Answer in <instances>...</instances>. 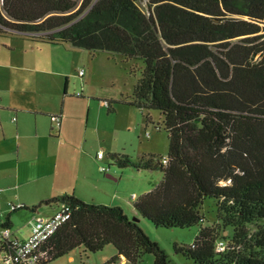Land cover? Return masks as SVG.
Returning a JSON list of instances; mask_svg holds the SVG:
<instances>
[{
    "label": "trees",
    "instance_id": "trees-1",
    "mask_svg": "<svg viewBox=\"0 0 264 264\" xmlns=\"http://www.w3.org/2000/svg\"><path fill=\"white\" fill-rule=\"evenodd\" d=\"M263 24L264 0H0L2 37L143 60L125 103L147 111V123L151 110L163 115L168 155L113 159L120 168L162 171L134 208L156 227L200 225L193 245L174 244L194 264H264ZM206 198L218 207L210 226L201 212ZM60 204L70 205L72 216L42 245V264L108 245L117 250L108 264H139L145 254L154 255L153 264L170 263L121 206L64 195L32 209Z\"/></svg>",
    "mask_w": 264,
    "mask_h": 264
},
{
    "label": "crops",
    "instance_id": "crops-1",
    "mask_svg": "<svg viewBox=\"0 0 264 264\" xmlns=\"http://www.w3.org/2000/svg\"><path fill=\"white\" fill-rule=\"evenodd\" d=\"M7 37L10 36H5L4 39L7 40L2 41V51L9 55L6 67L19 72L16 78V74H13L5 84L0 83L1 221L11 227L14 237L24 240L32 233L33 221L49 218L59 205H42L35 210L32 208L55 197L73 195L85 203L122 207V204L109 201L121 200L119 184L127 181L131 185L128 179L133 178L134 182L131 183L136 185L139 176L125 179L123 172H111L110 166L106 172H101V162L112 164L113 156L118 153L110 151L107 155L105 146H102L99 151L104 152L105 159L99 161V151L96 153L94 146L89 144L87 133L79 138L77 127L78 120L80 122L82 119L81 111H71L68 100L59 94L58 78L50 76H69L65 70L71 65V58L55 54V48L63 45L36 43L24 37H20L22 40ZM51 68L57 69L51 71ZM69 78L65 79L64 97L68 94ZM86 84L80 83L81 97L85 95ZM83 100V107L88 109V129L92 125L90 118L94 117L92 108L98 98L89 97ZM104 100L100 103L109 109L112 103ZM54 115L62 117L60 125L52 121L51 117ZM84 116L85 114L83 118ZM122 155L132 159L127 153ZM142 170L137 169L139 172ZM99 173L107 174L108 180ZM158 184L159 181L149 185L139 183V188L133 189L130 198L123 199L127 205L133 207L131 212L141 218L140 221L143 219L135 210L134 203ZM18 204L24 207L17 210L8 207ZM22 211L26 213L23 220L19 216ZM126 214L130 217L127 212ZM81 250L84 251L82 248Z\"/></svg>",
    "mask_w": 264,
    "mask_h": 264
},
{
    "label": "rangeland",
    "instance_id": "rangeland-1",
    "mask_svg": "<svg viewBox=\"0 0 264 264\" xmlns=\"http://www.w3.org/2000/svg\"><path fill=\"white\" fill-rule=\"evenodd\" d=\"M76 1L79 4L82 2V0ZM142 6L144 7L145 5L142 4ZM262 26L264 27V24ZM4 38L0 36V83L3 82V84H5L8 78L13 77V74H16V78L17 72H19L18 70L15 71L10 67H6L9 55L2 51V41L7 40ZM13 38L21 39L18 36H14ZM28 39L31 40L30 38ZM24 43H27V41H24ZM55 52H57L55 54L68 56L72 60L71 65H68V68L65 70L69 76H50L58 78L60 84L59 94L61 93V96L68 100V106H70L71 111H81L82 119H80V122L78 120L79 127H77L79 129V138L86 132L89 137V144L94 146L96 153L102 149V146H105V153L107 155H109L108 152L110 151L117 152L118 155L127 153L135 162H139L143 158H153L154 161H157L158 158L168 155L169 137L163 127V115L159 111L151 110L149 112L151 122L147 123L144 118L147 111H141L125 103L132 100L135 85L141 77V69L144 67L142 59L127 60L122 54L105 51H100L94 56L93 53L85 49H76L68 45L56 47ZM36 54L41 53L36 52ZM56 69L51 68L49 70L54 71ZM80 70L85 71L82 79L78 75ZM66 77H70V83L68 94L64 97L63 88ZM81 82L87 83L85 95L77 97L76 93L80 91ZM89 97H97L98 101L93 105L92 113L94 117L90 118L92 125L87 129L88 109L84 108L85 106L83 107V103L81 102L84 101L83 99ZM104 99L112 103L111 110L100 103V101H105ZM158 127L160 129H157ZM107 155L106 159L108 158ZM101 165L110 166L111 172H123L125 179L131 176H139L136 185L135 183H131L134 182L132 181L133 178L128 179L131 185L127 181L120 183L119 191L122 193V199L109 201V203L122 204L124 206H122L123 209L126 210L132 219H139V224L146 234L166 250L170 258L169 264H194L192 260L184 257L182 254L175 253L174 244L181 246L193 245L200 231V225L183 229L156 227L143 218V221H140L141 218L132 214L131 210L133 207L124 202L125 199L128 200L130 198L133 189L139 188V183L149 185L157 183V181L160 182L162 180V171L158 169L155 171L142 170L139 172L136 168L133 169L132 167L121 169L115 161L110 165L103 161ZM99 174L108 180L107 174ZM112 182L114 183V181ZM114 190H116V187H114ZM8 207L12 210L11 206ZM201 212L205 217L204 225L210 226L214 224L218 213L216 200L206 198ZM25 215L26 213L23 211L19 214L22 220L25 219ZM116 255L117 250L113 245L106 246L102 251L86 254L81 249H76L67 256L61 257L50 264H108L111 258ZM153 263L154 255L145 254L139 264ZM113 264H127V262H125L124 258H121Z\"/></svg>",
    "mask_w": 264,
    "mask_h": 264
},
{
    "label": "built area",
    "instance_id": "built-area-1",
    "mask_svg": "<svg viewBox=\"0 0 264 264\" xmlns=\"http://www.w3.org/2000/svg\"><path fill=\"white\" fill-rule=\"evenodd\" d=\"M78 75L82 79L85 75V71L80 70ZM76 95L81 97L82 92H77ZM51 119L55 124H61V116L54 115ZM97 159L99 161L105 159L103 151L98 152ZM164 163H168L167 159L164 160ZM108 169L109 168L104 165L100 166L101 172H106ZM133 198L135 199V197ZM11 207L12 210H17L23 208V205H11ZM71 216V206L60 204L56 212L49 218L35 219L32 223L31 235L24 240L14 237L11 228L7 227L0 219V264H42L46 257V254L41 251L42 245L52 237ZM226 249L227 244L224 240L217 242V252L222 253L225 252Z\"/></svg>",
    "mask_w": 264,
    "mask_h": 264
},
{
    "label": "water",
    "instance_id": "water-1",
    "mask_svg": "<svg viewBox=\"0 0 264 264\" xmlns=\"http://www.w3.org/2000/svg\"><path fill=\"white\" fill-rule=\"evenodd\" d=\"M133 220H134V221H139V219H138V218H134Z\"/></svg>",
    "mask_w": 264,
    "mask_h": 264
}]
</instances>
